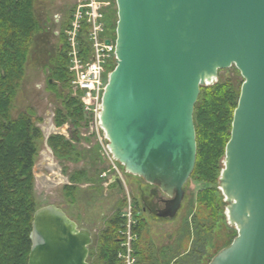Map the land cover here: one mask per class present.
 Segmentation results:
<instances>
[{
	"label": "water",
	"instance_id": "95a60500",
	"mask_svg": "<svg viewBox=\"0 0 264 264\" xmlns=\"http://www.w3.org/2000/svg\"><path fill=\"white\" fill-rule=\"evenodd\" d=\"M115 2L117 61L98 115L107 150L174 219L196 165L201 88L235 67L243 84L218 188L237 236L209 264H264V0ZM30 239L28 264H91L92 232L56 205L36 210Z\"/></svg>",
	"mask_w": 264,
	"mask_h": 264
},
{
	"label": "rangeland",
	"instance_id": "374dc122",
	"mask_svg": "<svg viewBox=\"0 0 264 264\" xmlns=\"http://www.w3.org/2000/svg\"><path fill=\"white\" fill-rule=\"evenodd\" d=\"M74 2L75 0H36L35 9L41 31L31 57L25 64L24 77L11 109L12 119H17L22 114L28 115L35 125L41 128L44 135L43 140L37 144L38 154L33 170L37 207L56 205L63 209L79 228L92 232L94 243L90 247L91 264H99L97 262L99 236L108 229L114 217L122 215L124 225L130 220L134 228L138 223L135 215L139 212L143 228L141 237L135 234L133 242L139 246H146L148 253L138 255L136 264H174V258H177L178 264H209L213 257L227 248L237 236L236 230L227 224L226 219L221 218L215 224L213 221L210 224L203 218L205 212L197 207L201 191L211 187L219 193V215L220 217L224 215L221 214V211L224 213V197L218 188L217 175L212 177V181L201 179L199 174L192 176L185 185V199L177 216L174 219L159 218L156 213L146 209V203L153 199L152 193L156 188L143 179L125 173L122 167H119L122 174L119 183L117 180L112 181L113 174H108L109 179H100L99 174L107 171V168L110 169L111 162L106 154L104 134L99 135L94 129L95 117L92 113L84 111L80 93L74 92L71 87L63 86L58 80L56 87L49 85L51 60L61 46L59 37L64 24L73 14ZM102 2L111 3L105 7V35L113 37L112 17L117 6L113 0ZM51 82L54 83L52 80ZM218 83L230 84L238 96L243 78L238 70L232 67L219 73ZM203 95L204 92L201 93V96ZM67 97H72L81 104L84 116L82 125L77 129L81 139L78 137L75 141L81 159L75 162L58 159L48 144L51 135L60 133L69 137L71 130L74 129L70 121L61 129L57 128L54 122L56 112L64 109L63 100ZM201 100L202 98L198 104ZM224 157L225 155L217 164L220 170L223 169ZM86 168H89L88 176L73 185L69 181L71 177L79 171H85ZM67 186L75 189H67ZM207 226L211 228L208 229L209 232L205 229Z\"/></svg>",
	"mask_w": 264,
	"mask_h": 264
},
{
	"label": "trees",
	"instance_id": "16d2710c",
	"mask_svg": "<svg viewBox=\"0 0 264 264\" xmlns=\"http://www.w3.org/2000/svg\"><path fill=\"white\" fill-rule=\"evenodd\" d=\"M35 4L36 0H0V264H28L32 222L38 209L34 195L33 170L38 154L37 144L43 140V133L28 115L22 114L17 119L11 118L15 95L24 77L25 64L31 57L41 31ZM113 17L115 30L117 11L113 13ZM71 19L72 15L62 28L59 37L61 46L51 60L49 78L51 87L57 86V80L63 86L70 87L67 32ZM86 31L85 25L81 34L84 52L88 50L84 39ZM201 93L198 102L200 98L202 100L199 104L196 103L194 113L198 153L191 177L199 174L201 179L212 181V177L217 175L219 178L222 171L217 168V164L225 155L240 95L235 94L230 84L222 83L201 88ZM80 105L72 97L63 100L64 109L58 110L55 115L57 127L70 121L73 128L78 129L84 117ZM77 129L71 132L70 140L63 136L49 138L48 144L58 159L70 162L81 159L79 158L81 154L73 145L78 137L81 139ZM84 170L74 174L69 181L74 185L86 178L88 170ZM198 199L197 207L205 212L203 218L207 222L212 224L213 221L215 224L221 218L226 219L225 206L224 213L221 211L224 215L222 217L219 215L220 198L216 189L210 187L202 190ZM139 213L135 215L138 223L133 228L137 237H141L143 228L141 225L143 220ZM121 216L114 217L108 229L99 236L97 243L99 264H123L119 258V255L125 252L121 247L124 240L121 235L124 230ZM206 221L204 222L207 224ZM205 229L208 231L211 228L207 226ZM134 249L136 257L148 253L146 246H139L138 243H134ZM174 264H178L177 261Z\"/></svg>",
	"mask_w": 264,
	"mask_h": 264
},
{
	"label": "built area",
	"instance_id": "2783aa9c",
	"mask_svg": "<svg viewBox=\"0 0 264 264\" xmlns=\"http://www.w3.org/2000/svg\"><path fill=\"white\" fill-rule=\"evenodd\" d=\"M111 3H103L102 0H75L70 28L67 32V44L69 47V74L71 75V89L82 95L84 111L92 113L95 117V128L92 131L103 134L98 122V115L102 102V96L108 82L111 71L116 66L115 54V30L113 37H106L105 7ZM106 7V8H107ZM87 31L84 33L87 51H83L81 34L84 26ZM110 41V45L106 42ZM94 128V129H93ZM100 135V134H99ZM103 137V136H101ZM105 139V137H103ZM106 154L111 162L110 169L103 171L100 179H109L108 174H113V179L121 178L122 174L119 165L113 160L106 147ZM131 217V213H129ZM131 221L124 225L121 235L124 237L122 248L125 252L119 255L123 264H134V238ZM135 236V237H134Z\"/></svg>",
	"mask_w": 264,
	"mask_h": 264
},
{
	"label": "flooded vegetation",
	"instance_id": "af4514ba",
	"mask_svg": "<svg viewBox=\"0 0 264 264\" xmlns=\"http://www.w3.org/2000/svg\"><path fill=\"white\" fill-rule=\"evenodd\" d=\"M152 194H153V199L149 203L148 202L146 203V209L149 210L151 213H156V215H158V212L164 208V197L156 189L154 190ZM134 258H135L134 264H136L137 257L135 256V253H134Z\"/></svg>",
	"mask_w": 264,
	"mask_h": 264
},
{
	"label": "crops",
	"instance_id": "0c3cea01",
	"mask_svg": "<svg viewBox=\"0 0 264 264\" xmlns=\"http://www.w3.org/2000/svg\"><path fill=\"white\" fill-rule=\"evenodd\" d=\"M54 122H55V117H54ZM67 124H65V125H63V126H66ZM55 126L57 127V125L55 124ZM63 126H61V127H57V128H62ZM77 129V128H76ZM76 129H72L71 130V132L72 131H74V130H76ZM43 133V132H42ZM80 135V134H79ZM52 136H63V137H65L67 140H70V136L69 137H66V136H64V135H62V134H60V133H57V134H55V135H51L50 137H52ZM43 137H44V135H43ZM49 137V138H50ZM80 137H81V135H80ZM49 138H48V140H49ZM73 145H76L75 143H73ZM52 149V148H51ZM53 151V150H52ZM87 170H89V168H86ZM114 180V179H113ZM158 259H160L159 258V256H156ZM173 262H175V260L173 261Z\"/></svg>",
	"mask_w": 264,
	"mask_h": 264
}]
</instances>
